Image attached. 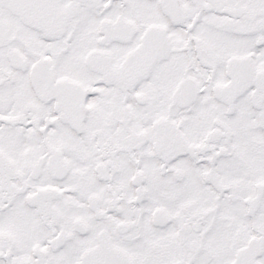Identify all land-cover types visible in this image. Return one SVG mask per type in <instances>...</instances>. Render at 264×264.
I'll return each instance as SVG.
<instances>
[{
    "label": "snow or ice",
    "instance_id": "obj_1",
    "mask_svg": "<svg viewBox=\"0 0 264 264\" xmlns=\"http://www.w3.org/2000/svg\"><path fill=\"white\" fill-rule=\"evenodd\" d=\"M0 264H264V0H0Z\"/></svg>",
    "mask_w": 264,
    "mask_h": 264
}]
</instances>
